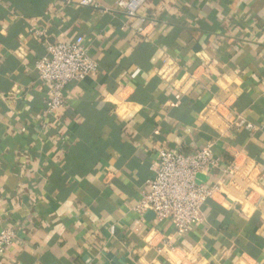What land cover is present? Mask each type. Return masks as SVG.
Segmentation results:
<instances>
[{
    "label": "crops",
    "instance_id": "obj_1",
    "mask_svg": "<svg viewBox=\"0 0 264 264\" xmlns=\"http://www.w3.org/2000/svg\"><path fill=\"white\" fill-rule=\"evenodd\" d=\"M118 1L0 0V231L18 235L0 264H264V0ZM42 37H83L98 64L53 113ZM220 103L258 130L229 131ZM210 143L240 170L197 175L220 187L203 224L180 237L139 212L160 149Z\"/></svg>",
    "mask_w": 264,
    "mask_h": 264
},
{
    "label": "built area",
    "instance_id": "obj_2",
    "mask_svg": "<svg viewBox=\"0 0 264 264\" xmlns=\"http://www.w3.org/2000/svg\"><path fill=\"white\" fill-rule=\"evenodd\" d=\"M74 1L60 0L65 5ZM146 2L147 0H120L116 7L129 17H135ZM79 5L83 9H93L97 6L95 0H79ZM109 11L102 9L100 13L107 14ZM42 43L44 53L37 57L35 70L39 79L49 88V98L44 103L45 110L47 113H53L66 105V88L73 83L86 80L97 71L98 64L88 55L83 37L67 43H50L44 39ZM209 113L211 117L223 120L231 132L258 130V127L244 116L235 114L226 103L211 107ZM156 166L155 176L146 182L138 210L141 213L153 212L158 221H170L175 234L180 237L187 235L193 225L206 221L204 209L220 191L219 184L213 186L198 184L197 175L200 172L222 173L234 179L240 170V163L236 157H233L226 167L214 159L213 143L207 144L193 154L174 153L168 148L160 149ZM17 240L15 230L10 228L1 230L0 256L7 253ZM148 244L151 246L152 241ZM156 248L160 254L175 251V248L167 243Z\"/></svg>",
    "mask_w": 264,
    "mask_h": 264
}]
</instances>
